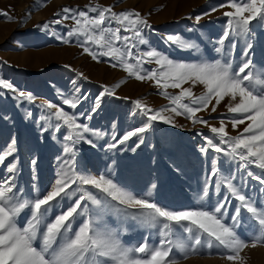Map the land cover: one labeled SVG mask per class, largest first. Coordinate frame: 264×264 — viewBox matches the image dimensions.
Returning a JSON list of instances; mask_svg holds the SVG:
<instances>
[{"label": "snow or ice", "instance_id": "1", "mask_svg": "<svg viewBox=\"0 0 264 264\" xmlns=\"http://www.w3.org/2000/svg\"><path fill=\"white\" fill-rule=\"evenodd\" d=\"M225 6L233 11L223 13L228 19L214 46L222 58L211 61L201 58L198 62L176 61L154 48L134 53L133 49L148 44L144 29L151 28L148 20L134 9L116 12L113 6L98 4L86 6V10L62 9L65 14H73L74 27L67 35L82 37L84 52L94 59L110 58L115 61L113 67L123 68L138 80L154 81L161 94L169 97L170 107L160 109L136 99L135 114L144 117L142 126L127 131L109 147L116 148L136 138L130 149L135 151L144 143V134L154 127V122L175 125L173 115L168 113L186 115L193 123L209 127L214 134V137H205L202 153L211 150L237 163L235 171L229 169L225 174L213 157L209 180L205 181L200 199L209 197L210 187L215 193H220L223 187L222 197L211 206L201 204L192 209L173 210L155 202L151 190L137 194L130 186L117 182L113 171L100 175L89 174L86 169L78 171L76 145L81 141L92 145L93 140L87 134L100 136L101 133L90 129L88 123L79 122L82 113H70L56 103L46 102L42 104L46 114L38 117V122H43L41 133L64 129L63 139L68 143L63 153L69 158H58L60 168L53 185L42 196L30 199L17 184L16 139L13 137L0 149V165L7 172L0 178V264H179L180 257L187 259L189 254L201 252L211 254L213 250L225 254L233 264H243L244 249L264 244V63L253 62L254 30L264 28V0H227L218 7ZM218 7L211 10L216 11ZM0 16L13 19L3 10ZM201 18H195L197 23ZM166 39L178 48L198 50L187 38L169 35ZM238 44L241 59L234 67L231 54ZM152 63L155 68H145ZM185 84L190 86L184 87ZM197 84L205 88L200 95L193 92ZM119 86L120 83L103 86L91 111L99 109L105 96L115 95L114 90ZM169 88L180 91L173 95L168 92ZM3 90L17 93L18 100L35 101L31 93L18 91L12 82L0 77V92ZM225 98H229L227 111L234 114L230 121L232 127L248 122L236 136L229 134L224 120L216 127L197 115L210 105L211 111L216 112ZM87 99V95L65 98L63 104L76 109ZM31 116L29 112L26 118ZM85 119L90 120L91 116ZM37 159L31 160L33 166ZM212 177H219L214 185ZM249 179L258 185L252 186ZM155 187L152 183L151 188ZM233 201L229 217L228 208ZM53 208L57 210L54 217ZM25 211L28 215L21 225L19 218ZM108 217L114 218L115 226ZM128 220L146 230H156L157 239L149 234L137 245L124 243L121 237L127 229L122 222ZM243 221L248 222L247 238L238 234Z\"/></svg>", "mask_w": 264, "mask_h": 264}, {"label": "rangeland", "instance_id": "2", "mask_svg": "<svg viewBox=\"0 0 264 264\" xmlns=\"http://www.w3.org/2000/svg\"><path fill=\"white\" fill-rule=\"evenodd\" d=\"M226 3L227 0H0V10L13 17L8 19L0 16V77L12 82L18 91L31 93L35 97L34 102H29L18 100L15 92H0V149L5 148L13 137L16 139L17 184L29 194L27 198H36L48 191L60 168L58 158H69L63 153V148L68 143L63 139L64 129L60 132L50 129L44 133L40 130L43 122H38V117L46 114L42 104L51 102L70 113H82L79 122L88 123L90 129L101 133L100 136L87 134V138L93 140L92 145L85 141L76 145L75 161L78 171L86 169L89 174L94 175L113 171L117 182L130 186L137 194L151 190L155 202L173 210L192 209L201 204L214 205L224 194L223 187L220 193H215L210 187L209 197L200 199L205 181L209 180L213 157L219 161L218 166L225 174L229 169L235 171L237 163L211 150L207 154L200 151L206 145L205 137H214L204 124L193 123L186 115L168 113L173 115L175 125L179 127L157 121L144 134V143L135 151L130 149L136 138L122 146L109 147L127 131L142 126L144 117L135 114L136 99H141L153 109H160L170 107L169 97L161 94V89L154 81L138 80L123 68L113 67L115 61L110 58L100 56L94 59L91 54L84 52L81 46L83 38L67 35L74 27V20L71 18L73 14H65L62 9L67 7L86 10V6L97 4L113 6L116 12L134 9L151 25V28L144 29V38L148 44L133 49L134 53L154 48L176 61L198 62L201 58L209 61L222 58L221 54L214 51V46L228 19L223 13L233 11L229 6L218 7ZM213 7H218V10L212 11ZM205 13L209 14L204 15ZM64 16L69 18L63 19ZM197 16L202 17L198 23L195 19ZM57 20L61 22L56 23ZM45 24L48 26L44 27ZM169 35L187 38L198 46V50L170 45L166 39ZM254 36L253 62L264 63V28L255 29ZM231 57L235 67L241 59V45H237ZM155 67L154 63L145 65L149 70ZM80 73L83 75H79ZM117 83L120 86L115 88V95L105 96L99 109L91 111L103 86L112 87ZM179 91L180 89H168L173 95ZM204 91L202 84L193 88L196 95ZM82 95H87L88 99L81 101L76 109H69L63 104L65 98L73 99ZM228 103L229 98H225L216 112L211 111L210 105L208 110L197 115L216 127L224 120L229 134L236 136L248 122L234 129L230 123L234 114L227 111ZM29 112L32 116L26 118ZM87 115L91 116L90 120L85 119ZM34 157L38 158L35 166L31 164ZM254 171L258 172L259 169ZM5 175L6 169L0 165V178ZM217 179L219 177H212L211 184L214 185ZM152 183L156 185L154 189L151 188ZM249 183L254 187L258 185L252 179H249ZM88 187L95 193L91 186ZM180 195H185L189 206L184 204L177 207L176 204H170L172 198ZM234 204L235 201L228 208L229 217ZM52 213L55 215L57 210L53 208ZM27 215V211L21 214V225ZM108 219L115 226L114 218ZM122 224L127 231L122 233L121 238L129 246L142 243L149 234L152 239H157L154 229L146 230L131 220ZM247 228L248 222L243 221L238 234L247 238ZM241 256L244 258L243 264H264V244L255 248L249 246L242 251ZM179 264L233 262H229L225 254L213 250L211 254L201 252L189 254L187 259L180 257Z\"/></svg>", "mask_w": 264, "mask_h": 264}, {"label": "bare ground", "instance_id": "3", "mask_svg": "<svg viewBox=\"0 0 264 264\" xmlns=\"http://www.w3.org/2000/svg\"><path fill=\"white\" fill-rule=\"evenodd\" d=\"M173 193H171L172 195ZM185 196V195H184ZM184 196H181L180 197H174L172 198V200L170 201V204H176L177 207H182L184 204H186V206H189V203L187 202V200L184 198ZM189 200V199H188ZM191 206V205H190Z\"/></svg>", "mask_w": 264, "mask_h": 264}, {"label": "crops", "instance_id": "4", "mask_svg": "<svg viewBox=\"0 0 264 264\" xmlns=\"http://www.w3.org/2000/svg\"><path fill=\"white\" fill-rule=\"evenodd\" d=\"M55 214H57V213H55ZM52 215H54L53 213H52ZM54 217V216H53Z\"/></svg>", "mask_w": 264, "mask_h": 264}]
</instances>
